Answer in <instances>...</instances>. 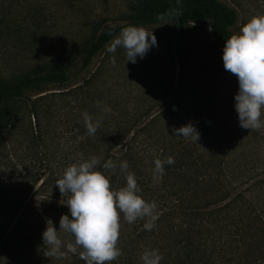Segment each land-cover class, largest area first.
I'll return each instance as SVG.
<instances>
[{"label":"rangeland","instance_id":"374dc122","mask_svg":"<svg viewBox=\"0 0 264 264\" xmlns=\"http://www.w3.org/2000/svg\"><path fill=\"white\" fill-rule=\"evenodd\" d=\"M222 1L238 13V20L231 27L234 33H239L254 15L264 14V0ZM133 3L134 0H0V77L41 73L48 64L61 60L70 68L78 67L82 46L105 26L125 23ZM144 28L153 31L158 42V47L153 46L145 58L138 57L135 64L127 62L124 49H118L115 54L107 51L109 42L76 82L65 89L45 92H53L44 100L40 112L47 151L33 146L27 120L20 123L16 133L10 134L13 142H7L5 149L8 158L0 160V192L6 205L0 213L6 214L7 231L36 203H43L40 209L52 201L57 203L53 208L58 206L62 194L49 177L52 175L41 169L40 160L46 152L53 177L79 164L78 142L83 136L78 135L79 129L74 125H84L85 111L97 116L105 106L111 112L104 116L97 131H107L117 144L121 135L116 132L118 123L134 121L127 118L128 114L138 110L136 125L111 148L112 155L126 152L131 135L146 125L159 138L173 137L177 143L189 144L195 151L193 155L205 164L206 172H222L223 196L210 209L229 203L230 209L240 207L243 214L252 213L264 221V128L251 131L240 127L234 99L239 83L224 68V46L213 38L208 23H192L182 33L170 21ZM113 55L115 64L111 63ZM78 85L83 86L79 93L67 95L69 88ZM97 101L100 107L96 106ZM153 118H157L156 122L148 125ZM261 120L264 121V109ZM189 122L199 131V141L175 136L173 129ZM48 180L51 183L43 185ZM51 214L58 216L59 210L41 213L40 217L49 219ZM27 216L35 217L31 213ZM257 223L259 227V220ZM134 224L124 227L123 232L131 231ZM63 240L73 243V239ZM251 241L252 264H262L258 257L263 242ZM10 249V255H14L10 257L15 259L27 252L24 247L15 251L11 245ZM70 254L49 257L47 252L44 256L48 257L45 260L48 264L54 261L71 264ZM141 256L142 250L138 256L131 255L133 264H143Z\"/></svg>","mask_w":264,"mask_h":264},{"label":"trees","instance_id":"16d2710c","mask_svg":"<svg viewBox=\"0 0 264 264\" xmlns=\"http://www.w3.org/2000/svg\"><path fill=\"white\" fill-rule=\"evenodd\" d=\"M179 10L180 15L175 11ZM157 14H165L162 20H157ZM125 23L105 26L97 36L81 48V63L78 67L70 68L63 60L51 63L41 72L26 73L20 76L0 77V160L8 158L7 142L10 134L16 133L20 123L27 120L31 133L33 146L44 147L47 151L45 131L41 126V108L44 100L51 93H45L51 89H65L78 77L89 70L95 57L105 46L119 35L127 26L150 27L162 21H170L176 25L179 32L185 31L192 23H208L213 38L222 46L234 32L231 27L238 20V13L232 6L222 0H134L131 11ZM82 85L69 88L67 95L79 93ZM78 89V90H77ZM64 92V91H63ZM43 93V94H42ZM64 93V94H66ZM33 95L30 97L29 95ZM44 101V102H43ZM138 110L128 114L130 122L122 120L118 123L117 133L120 141L131 132L136 125ZM153 118L148 125L156 122ZM79 136H83L78 142L79 154L83 153L84 159L97 157L101 159L102 171L109 179L113 190H119L126 186V173L121 171L119 164L127 161L128 172L134 173L139 195L147 202L155 201L157 215L155 228L148 231L144 228L147 219H137L128 233L123 232L124 227L130 223L124 220L121 213V229L117 247L122 249V255L116 260L106 264H133L131 255L138 256L145 249L159 250L163 255L160 264H252V244L258 240L262 244L259 247V257L264 264V221H260L258 215L243 214L240 207H232L229 203L217 208H211L218 198L223 196L225 184L222 172L208 173L205 164H201L199 156H194V149L185 142H176L173 137L159 138L146 125L140 127L131 135L128 150L121 155H112L111 148L117 144L114 136L107 131H97L95 135H88L85 124H75ZM95 136L94 138H92ZM117 144V145H118ZM11 146V145H10ZM17 150L18 147H13ZM75 153H78L76 149ZM40 160L41 169L52 176L56 183L62 178L53 177L51 161L45 152ZM168 156L174 157L175 163L165 165V174L154 184L153 170L157 158L164 160ZM79 162L81 158L78 155ZM111 159L117 167L113 170H104L102 165ZM54 162V161H53ZM49 179V178H48ZM51 180L44 181L43 185H49ZM20 182V180H18ZM211 186L209 187V183ZM218 183V184H216ZM49 190L46 188V191ZM54 189H52L53 191ZM51 196V195H50ZM59 200L58 206L53 208L55 202H49V206L40 209L43 203L35 204L14 221L10 230L5 212L0 213V264H48L44 256L49 250L44 245L42 233L46 230L47 221L52 220L59 230L60 218L64 214H71L66 205L69 194H64ZM236 201V199H234ZM6 208L5 199L0 192V212ZM59 214H51V218L42 219L40 214H49L58 211ZM28 213L35 217L27 216ZM223 213L224 215H220ZM28 218V219H27ZM259 220L260 226L257 227ZM259 236H256V235ZM62 238L70 241L74 237L61 233ZM72 237V238H70ZM68 243H65L67 245ZM18 251L17 247H24L27 252L22 253L16 259L10 255V246ZM138 245L141 248H138ZM77 252L71 253V264H86ZM68 252H66L67 254ZM253 260V259H252ZM50 264H57L52 262Z\"/></svg>","mask_w":264,"mask_h":264},{"label":"clouds","instance_id":"9594fccd","mask_svg":"<svg viewBox=\"0 0 264 264\" xmlns=\"http://www.w3.org/2000/svg\"><path fill=\"white\" fill-rule=\"evenodd\" d=\"M175 14L178 16L181 13L176 10ZM164 15L157 14V20H162ZM153 46L158 47L153 31H148L143 26L130 25L113 38L107 51L115 54L122 48L127 62L135 64L137 58H145ZM115 62L113 55L111 63ZM223 62L225 70L238 79L239 89L234 99L240 127L251 131L264 128V121L261 120L264 109V14L254 15L241 27L239 33L232 34L226 40ZM96 106L100 107V101L96 102ZM101 111L102 114L97 116L90 115L87 111L83 113L87 134L90 136L95 135L111 108L105 106ZM173 131L176 137L192 141L200 139V133L192 122L178 129L174 128ZM79 156L81 162L67 167L63 177L56 183L62 196L69 194L66 205L71 218L68 214L62 215L59 230L52 220H48L46 230L42 233L43 242L48 247L49 257H63L66 252L75 254L77 247H80L82 251L79 252V257L86 264H106L122 255V249L117 247L121 213L128 223H133L138 218L147 219L144 228L151 231L158 219L157 204L155 201L147 202L138 194L141 189L134 173L128 172L127 161L119 164L120 170L126 173V186L113 190L110 179L98 170L101 159H84L83 153ZM154 163L155 184L165 174V165H172L175 160L168 156L164 160L157 158ZM102 167L104 170L114 171L117 165L109 159ZM61 233L73 236L74 242L65 245ZM141 260L143 264H160L163 255L157 249H145Z\"/></svg>","mask_w":264,"mask_h":264}]
</instances>
